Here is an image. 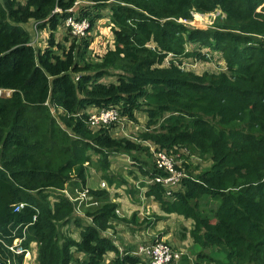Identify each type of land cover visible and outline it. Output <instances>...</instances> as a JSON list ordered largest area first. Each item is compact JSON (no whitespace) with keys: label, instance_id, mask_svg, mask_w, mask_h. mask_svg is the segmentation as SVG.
<instances>
[{"label":"trees","instance_id":"trees-1","mask_svg":"<svg viewBox=\"0 0 264 264\" xmlns=\"http://www.w3.org/2000/svg\"><path fill=\"white\" fill-rule=\"evenodd\" d=\"M81 1L89 6L76 14L90 21L91 30L102 10L111 13L114 46L98 62L88 58L92 39L70 34L69 49L56 41L69 11ZM215 11L225 20L208 30L178 22L191 20L193 12ZM31 21L49 32L39 51L24 28ZM263 37L264 0H0V236L12 237L38 211L27 235L28 242L37 243L38 264H103L108 253L116 255L112 264L143 263L128 252L120 256L102 236L120 218L119 205L104 202L106 190L91 192L98 206L87 210L92 225L77 222L79 242L61 233L75 217L63 190L74 177L87 184L81 167L89 150L100 156L105 174L114 153L149 152L114 139L113 127L90 129L89 108L120 106L122 117L135 123L137 113H146L143 141L166 152L187 147L212 159L211 169L197 182L185 179L184 191L172 199L158 184L146 193L166 216L192 221L193 249L200 248L194 264H264ZM187 44L222 53L227 72L197 75L173 60L162 67L169 56L185 54ZM112 76L116 83L103 82ZM138 165L147 177L159 173L155 164ZM104 178L110 185L116 181ZM207 198L219 203L206 215L201 208ZM20 204L25 207L16 211ZM73 249L86 256L83 262L75 260Z\"/></svg>","mask_w":264,"mask_h":264},{"label":"rangeland","instance_id":"rangeland-1","mask_svg":"<svg viewBox=\"0 0 264 264\" xmlns=\"http://www.w3.org/2000/svg\"><path fill=\"white\" fill-rule=\"evenodd\" d=\"M24 0H21V2ZM87 4L84 2H78L76 6L77 9L85 8ZM78 12V11H77ZM111 13L109 9H104L101 12V18L97 20L94 27L90 25V32L85 36L87 39H92L93 44L91 45L88 58L92 62H98L101 56H103L109 49L113 48L114 46V36L111 30ZM218 20L224 21L225 16L220 11H215L213 13L202 14L198 12L192 13V19L188 21L179 20L178 22L188 25L192 29H199V30H208L210 29ZM24 28L30 33L32 36V45L34 48L39 51L44 49L48 43L49 32L46 30H38L36 28L35 22L31 21L30 23L24 25ZM84 37V38H85ZM261 37V36H260ZM259 37V38H260ZM264 38V37H263ZM263 40V39H262ZM56 41L59 42L62 46H65L66 49H69L74 42L72 36L70 35L68 29L64 25L59 29L56 33ZM78 44V42H77ZM151 46V45H150ZM196 52L200 53L204 56L200 57L197 56ZM188 54H190L188 56ZM171 60L175 61L176 65H179L183 71L192 72L197 75L203 74H219L223 72H227L226 63L223 58V54L220 52H213L206 48H202L197 44H187L186 45V53L181 55L180 58H173V56H169L168 60L165 61L162 67H169ZM118 73V72H116ZM104 83H116L117 77H107L103 80ZM7 94V93H6ZM8 95V94H7ZM54 116L59 119V112H53ZM145 112H140L136 114V118L138 122L129 121L127 118H123L124 120L118 125L114 126L113 129L111 128V134L114 139L118 140H128L138 145L142 146L149 150L147 152H135L130 155L127 154H119L114 153L115 155L109 157L108 161L110 165L112 163L114 166V170L110 169L108 174H105V170L101 167L102 162H100V156L93 150H89L87 153L88 160L82 165V169L86 170L84 174V179L90 178V176H94L96 173L97 178L104 179V176L113 177L116 181V185H110L109 182L106 180V183L110 189H119L121 193H127L128 198L122 199L119 198L120 208L124 211V213L128 216L126 217L124 213L120 210V215L117 213L120 224V229L116 232V228H114V234L117 237V242L120 243V246L116 245L118 249H121L119 253L120 256H125L126 250L128 253H131L133 249H135L140 244H150L156 240H170L171 244L178 247L175 248L183 252V257L187 256L188 260L186 259L183 264H194L195 255L200 250L199 247H195V251L193 249V242L190 236L189 230L193 228V226H187L188 223H192L189 219H184L182 216L178 217L177 214H173L171 216H166L163 213L162 205L155 201L154 199L146 197V193L150 190L149 188L144 189L145 185V178H149L142 174L140 167L138 164H143L144 167L151 168L154 164L153 155L151 154L150 150L159 148L158 145L154 144L151 141H143L141 136L146 131V124L148 121V117ZM61 122L60 120H58ZM99 131V130H98ZM96 132V131H95ZM179 150H182L179 146H177ZM177 148H174L170 152L174 155L178 153ZM187 148V147H186ZM189 149V148H188ZM188 152V156L186 154L183 158H178L177 161L180 159H184L183 167L186 170L185 175L188 176L187 179L196 181V177L201 175L202 173L210 170L213 162L212 159L208 156H200L196 155L191 152ZM182 155V152H179ZM179 153L177 155H179ZM135 157L137 161L133 159ZM115 159V160H114ZM136 162L138 164H136ZM186 167L189 169L187 170ZM183 171V169H181ZM188 171V172H187ZM191 173V174H190ZM193 173V174H192ZM95 176V177H96ZM125 177V178H124ZM143 178V179H142ZM129 181L128 184L130 186L135 185L136 181L140 179L143 182L140 183V190H134L130 186H122L126 190H124L121 185L120 181L125 180ZM99 184V183H98ZM127 184V185H128ZM87 185V184H85ZM84 185V180L81 178H73L69 181L65 189L63 190V194L66 196L65 193L73 194V196H69V199L72 201L74 206V216H82L86 217L87 210H85L80 202L77 199L80 197L82 198L83 191H87L88 194H91V190L88 189V186ZM119 185L118 187H116ZM183 187L180 185L176 191H173L172 194L177 193V191H181ZM67 191V192H66ZM112 194V192H111ZM165 194V197L168 198ZM117 198V196H115ZM54 199V198H51ZM172 199V198H169ZM208 199V198H207ZM205 199L203 201V208H201L206 215L210 211H215L218 208V203L213 198ZM108 202V201H107ZM77 204V205H76ZM156 207V208H155ZM138 210V211H136ZM135 215V216H134ZM168 215V214H167ZM122 218L127 219L125 222ZM80 219V220H78ZM78 220V221H76ZM81 218L73 217L72 222L69 223L68 226H64L62 229V237L69 235V237L77 242H79V237L81 239L80 233L82 231V227H79L77 222H81ZM83 222V221H82ZM30 233V231L28 232ZM102 236L109 238L114 243V239L107 235L106 233H102ZM187 238V239H185ZM36 243V242H34ZM120 251V250H119ZM75 256V260L83 262L86 256L83 253H77L75 249L72 250ZM111 256V261L109 264L113 263V259H116L115 253H108L104 257L103 264L105 260L109 259ZM132 256V255H131ZM35 264V262H34ZM72 264H77L73 262Z\"/></svg>","mask_w":264,"mask_h":264},{"label":"built area","instance_id":"built-area-1","mask_svg":"<svg viewBox=\"0 0 264 264\" xmlns=\"http://www.w3.org/2000/svg\"><path fill=\"white\" fill-rule=\"evenodd\" d=\"M77 5L78 3H76L75 7L69 11L72 15L65 21V26L74 38L81 39L89 33L91 24L89 20L81 19L77 16L76 13L79 10L76 7ZM7 94L9 95V93ZM86 113L89 116L88 125L93 131H98L106 127H116L124 120L121 115L120 106L89 108ZM180 148L182 150L177 148V151L178 153L182 152V155L180 153L179 155H177L178 153L174 155L172 152H166L160 150L159 148L150 150L153 155L154 164L159 173L154 177L145 178L144 181L147 186L154 184L160 185L165 189V194H167L166 196L168 198H172V192L176 191L177 188L180 187L181 183L188 178V176L185 175L186 170L183 167L184 159H180L179 161H177V159L183 158L185 154L188 156V152L190 151L187 148ZM181 169H183V171ZM139 184L140 183H138V187L140 188ZM100 188L105 189L110 193L114 191L108 187L105 181H101ZM94 206H98V203L95 202ZM24 207L25 204H20L15 210L20 211ZM117 213L120 214V211H117ZM37 220L38 211L33 217V221L30 225L36 223ZM30 225H18L12 231L13 234L10 238L0 236V264H16L15 258L17 257H23L22 264L34 263L36 257L33 249H35L37 244L29 242L30 244L27 246V235ZM20 229L22 230L21 235L18 234ZM8 240H11V242ZM6 254L13 255L14 259L7 257ZM130 255L140 257L143 260L142 264H178L183 256V253L172 248L167 241L160 239L150 244H140L134 251H132V253H130Z\"/></svg>","mask_w":264,"mask_h":264},{"label":"crops","instance_id":"crops-1","mask_svg":"<svg viewBox=\"0 0 264 264\" xmlns=\"http://www.w3.org/2000/svg\"><path fill=\"white\" fill-rule=\"evenodd\" d=\"M89 6V4H87L86 5V7H88ZM76 10V9H75ZM147 118V117H146ZM148 119V118H147ZM115 160V159H114ZM113 164L114 163H112L111 164V170L113 171L114 170V166H113ZM110 172V171H109ZM96 176V173L94 174V176H90V178L89 179H87V185L86 186H88L87 188L88 189H90L91 191H97V190H105V189H101L100 188V183H101V181H105L106 182V179L104 180V179H101V178H97V176ZM125 178V177H124ZM143 179V178H142ZM142 179H140L139 181H136L135 182V185H133V186H130L131 184H128L129 183V181H127V179H125L126 180V184H123V185H121V187L122 186H130V187H132L135 191L136 190H140V188L138 187V183H141V182H143V180ZM115 180V179H114ZM99 183V184H98ZM128 184V185H127ZM114 185H116V182L114 183ZM139 186H140V184H139ZM116 187H118V186H116ZM149 186H147L146 185V182H145V185H144V188L146 189V188H148ZM124 190H126L124 187H122ZM114 190V189H113ZM107 191V190H106ZM67 192V191H66ZM108 192V198H105L106 200L104 201V202H112V203H117L118 205H119V207H118V209L116 210V211H120L119 210V208H120V202L118 201L119 200V198H122V199H126V198H128V195H127V193H121L120 191H119V189H116V190H114L113 192H112V194L109 192V191H107ZM69 193V192H68ZM68 193H65L66 194V197L69 199V196H73V194H68ZM115 196H117V198H115ZM70 200V199H69ZM78 200V202H80V204H81V206L85 209V210H88L89 208H93V207H96V206H94V203L95 202H97L98 203V200H97V198H95V197H93L91 194H88L87 193V191H83V193H82V198L80 197L79 199H77ZM71 201V200H70ZM73 201V200H72ZM72 201H71V203H72ZM73 202H75V201H73ZM100 202V201H99ZM77 205V204H76ZM86 206H87V208H86ZM156 208V207H155ZM121 209V211L124 213V211L122 210V208H120ZM136 211H138V210H136ZM120 215V214H119ZM124 215L126 216V217H128L125 213H124ZM76 217H78V218H81V220L83 221V223L85 224V225H92V223H93V220H92V218L91 217H89V216H87L86 215V217H80V216H77V215H75ZM187 226H192V223H188L187 224ZM13 228H15V227H13ZM114 228H116V232L120 229V224H119V221H116L114 224H113V228L112 229H110L108 232H105V233H107V235H109V236H111L112 238H113V240L114 239H116V240H114V244H116V245H118V246H120V243L119 242H117V237L115 236V234H114ZM30 231V228L28 229V232ZM21 233H22V230L20 229L19 231H18V234L19 235H21ZM81 234V233H80ZM79 240H80V237H79ZM9 242H11V240H8ZM164 241H167V242H171L169 239L168 240H164ZM31 243H34V242H31ZM30 243L27 241V246L29 245ZM37 244V243H36ZM136 249V248H135ZM135 249H133L132 251H134ZM34 251H35V257H36V260L34 261L35 262V264H38V261H37V259H38V246H36L35 247V249H33ZM120 250V252H121V249H119ZM132 251H131V253H132ZM125 252H128L127 250L125 251ZM6 256L7 257H10V258H12V259H14V257H13V255H11V254H6ZM111 256H109V259H107V260H105V263L104 264H109V261H111ZM15 263L16 264H22L23 263V257H17V258H15ZM34 264V263H33Z\"/></svg>","mask_w":264,"mask_h":264},{"label":"clouds","instance_id":"clouds-1","mask_svg":"<svg viewBox=\"0 0 264 264\" xmlns=\"http://www.w3.org/2000/svg\"><path fill=\"white\" fill-rule=\"evenodd\" d=\"M80 10V9H79Z\"/></svg>","mask_w":264,"mask_h":264}]
</instances>
